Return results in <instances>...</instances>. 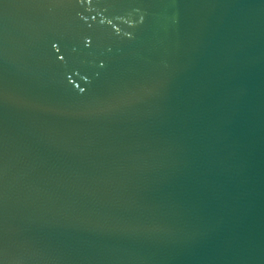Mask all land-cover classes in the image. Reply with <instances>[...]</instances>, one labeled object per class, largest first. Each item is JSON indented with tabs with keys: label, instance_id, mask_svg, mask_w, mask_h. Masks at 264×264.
<instances>
[{
	"label": "water",
	"instance_id": "95a60500",
	"mask_svg": "<svg viewBox=\"0 0 264 264\" xmlns=\"http://www.w3.org/2000/svg\"><path fill=\"white\" fill-rule=\"evenodd\" d=\"M0 264H264V0H0Z\"/></svg>",
	"mask_w": 264,
	"mask_h": 264
}]
</instances>
